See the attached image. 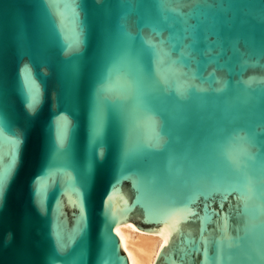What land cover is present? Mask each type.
Segmentation results:
<instances>
[{
    "label": "water",
    "instance_id": "95a60500",
    "mask_svg": "<svg viewBox=\"0 0 264 264\" xmlns=\"http://www.w3.org/2000/svg\"><path fill=\"white\" fill-rule=\"evenodd\" d=\"M264 264V0H0V264Z\"/></svg>",
    "mask_w": 264,
    "mask_h": 264
},
{
    "label": "bare ground",
    "instance_id": "6f19581e",
    "mask_svg": "<svg viewBox=\"0 0 264 264\" xmlns=\"http://www.w3.org/2000/svg\"><path fill=\"white\" fill-rule=\"evenodd\" d=\"M116 232L129 256L130 264H153L165 242L164 237L139 231L130 222L117 226Z\"/></svg>",
    "mask_w": 264,
    "mask_h": 264
}]
</instances>
